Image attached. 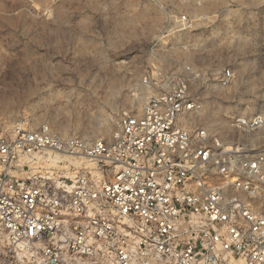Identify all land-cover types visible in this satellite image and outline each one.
Segmentation results:
<instances>
[{
  "label": "built area",
  "instance_id": "1",
  "mask_svg": "<svg viewBox=\"0 0 264 264\" xmlns=\"http://www.w3.org/2000/svg\"><path fill=\"white\" fill-rule=\"evenodd\" d=\"M209 77L166 78L108 139L0 127V264H264V116L232 119L241 140L187 124L194 82L234 73ZM66 156L98 175H21Z\"/></svg>",
  "mask_w": 264,
  "mask_h": 264
},
{
  "label": "rangeland",
  "instance_id": "2",
  "mask_svg": "<svg viewBox=\"0 0 264 264\" xmlns=\"http://www.w3.org/2000/svg\"><path fill=\"white\" fill-rule=\"evenodd\" d=\"M186 67L209 78L234 73L224 86L194 82L200 108L187 124L244 138L232 119L264 116V0H0L6 133L48 124L64 138H111L119 112L141 108L134 98L142 86L143 104ZM208 106L210 119L202 113ZM66 159L21 175H98L94 161Z\"/></svg>",
  "mask_w": 264,
  "mask_h": 264
},
{
  "label": "bare ground",
  "instance_id": "3",
  "mask_svg": "<svg viewBox=\"0 0 264 264\" xmlns=\"http://www.w3.org/2000/svg\"><path fill=\"white\" fill-rule=\"evenodd\" d=\"M217 84L220 85L219 83H217ZM215 85H216V84H215ZM221 86H222V85H221ZM141 89H142V90H141L140 94H138V95L134 98V102L137 103L138 105L141 104V105L143 106V105L148 101L149 97H148L147 101L144 102V103L142 104L143 97H144V93H145L146 90H148V89H147L146 86H142ZM133 96H134V95H133ZM211 101H212V100H211V99L209 100V97H208V99L206 100L205 103H207L208 105H210V104H211ZM209 103H210V104H209ZM205 105H206V104H205ZM142 106H141V107H142ZM199 108H200V106H198V109H199ZM198 109H197V110H198ZM211 109H212L211 106L206 107V108L203 110V112H202V113H203V117H207V118L210 119V118L212 117V110H213V109H212V110H211ZM197 110H196V111H197ZM201 111H202V110H201ZM120 112H121V111H120ZM120 112H119V114H120ZM190 118H191V117H188V119H190ZM104 129L108 130L107 127H104ZM111 134H112V133H111ZM60 136H61V135H60ZM66 138H70V137H66ZM85 139H88V138H85ZM97 139H98V138H97ZM88 140L91 141V140H93V139H88ZM65 158H71V159H72V158H75V157L66 156ZM79 158H84V157H79ZM67 176H68V175H67ZM235 262L238 263V264L240 263L238 260H235Z\"/></svg>",
  "mask_w": 264,
  "mask_h": 264
}]
</instances>
